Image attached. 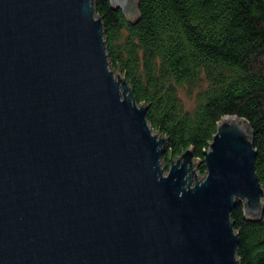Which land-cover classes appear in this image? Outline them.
I'll return each instance as SVG.
<instances>
[{
    "label": "water",
    "instance_id": "water-1",
    "mask_svg": "<svg viewBox=\"0 0 264 264\" xmlns=\"http://www.w3.org/2000/svg\"><path fill=\"white\" fill-rule=\"evenodd\" d=\"M146 110L95 0H0V264H240L231 210L264 213L248 122L221 117L199 175Z\"/></svg>",
    "mask_w": 264,
    "mask_h": 264
},
{
    "label": "trees",
    "instance_id": "trees-1",
    "mask_svg": "<svg viewBox=\"0 0 264 264\" xmlns=\"http://www.w3.org/2000/svg\"><path fill=\"white\" fill-rule=\"evenodd\" d=\"M129 20L109 0H95L112 67L121 70L146 118L168 140L163 155L192 147L205 173L203 152L224 115L244 118L256 149L264 189V0H137ZM186 88L192 103L185 104ZM240 264H264V213L247 220L231 210Z\"/></svg>",
    "mask_w": 264,
    "mask_h": 264
},
{
    "label": "rangeland",
    "instance_id": "rangeland-1",
    "mask_svg": "<svg viewBox=\"0 0 264 264\" xmlns=\"http://www.w3.org/2000/svg\"><path fill=\"white\" fill-rule=\"evenodd\" d=\"M114 71L116 72L117 71V69L116 68H114ZM186 88H182L181 90H180V96H181V98L184 100V102H185V104H191L192 102V96H190V95H188L187 94V92H186ZM200 162V161H199ZM199 164V163H198ZM198 166V165H197ZM196 166V171H198V167ZM195 167V164H193V168ZM198 173H199V175H203L202 173H200L199 171H198Z\"/></svg>",
    "mask_w": 264,
    "mask_h": 264
}]
</instances>
